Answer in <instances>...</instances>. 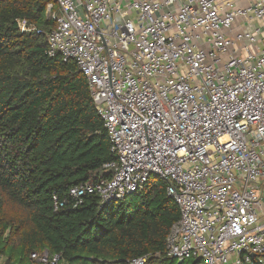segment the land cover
<instances>
[{
	"label": "built area",
	"instance_id": "2783aa9c",
	"mask_svg": "<svg viewBox=\"0 0 264 264\" xmlns=\"http://www.w3.org/2000/svg\"><path fill=\"white\" fill-rule=\"evenodd\" d=\"M46 15L47 52L86 75L116 157L110 179L54 196L55 210L120 200L156 176L180 209L169 258L264 264V0H51ZM31 258L71 264L47 249Z\"/></svg>",
	"mask_w": 264,
	"mask_h": 264
},
{
	"label": "trees",
	"instance_id": "16d2710c",
	"mask_svg": "<svg viewBox=\"0 0 264 264\" xmlns=\"http://www.w3.org/2000/svg\"><path fill=\"white\" fill-rule=\"evenodd\" d=\"M50 1L0 0V255L6 264H35L31 253L44 249L71 264L145 255L168 264L180 209L161 178L117 201L88 194L55 210L54 196L71 202L72 187L110 179L104 165L116 157L86 75L47 52ZM18 20L43 32H23Z\"/></svg>",
	"mask_w": 264,
	"mask_h": 264
},
{
	"label": "rangeland",
	"instance_id": "374dc122",
	"mask_svg": "<svg viewBox=\"0 0 264 264\" xmlns=\"http://www.w3.org/2000/svg\"><path fill=\"white\" fill-rule=\"evenodd\" d=\"M2 260H3L2 263H3V264H6V257H5V256L2 257ZM177 263H178V260H177V259H172L171 262L168 263V264H177ZM184 264H191V262L186 260V261L184 262Z\"/></svg>",
	"mask_w": 264,
	"mask_h": 264
},
{
	"label": "water",
	"instance_id": "95a60500",
	"mask_svg": "<svg viewBox=\"0 0 264 264\" xmlns=\"http://www.w3.org/2000/svg\"><path fill=\"white\" fill-rule=\"evenodd\" d=\"M157 258H159V255H156ZM183 260H178L177 264H182Z\"/></svg>",
	"mask_w": 264,
	"mask_h": 264
}]
</instances>
